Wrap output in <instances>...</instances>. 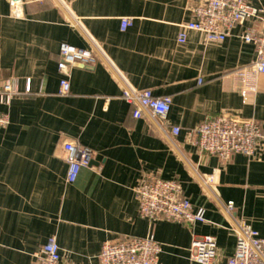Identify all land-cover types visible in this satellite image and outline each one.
Instances as JSON below:
<instances>
[{"label": "crops", "instance_id": "crops-1", "mask_svg": "<svg viewBox=\"0 0 264 264\" xmlns=\"http://www.w3.org/2000/svg\"><path fill=\"white\" fill-rule=\"evenodd\" d=\"M21 2L14 14L0 0V84L15 80L23 91L30 83V93L0 105L9 118L0 127V264H35L50 237L63 262L88 263L106 241L146 236L160 243L161 264H187L192 241L204 237L216 242V263L226 264L238 221L264 237V141L254 157L223 159L202 152L191 134L221 114L253 118L264 132V75L249 73L255 49L241 38L258 23L245 21L222 42L189 31L180 44L192 0ZM251 4L264 7V0ZM122 18L131 19L125 30ZM61 43L98 57L70 71L67 95L58 94ZM127 88L171 98L165 127L146 112L132 116ZM68 140L94 152L72 183L62 149ZM145 174L181 183L206 222L140 217L134 189ZM205 175L214 179L209 189Z\"/></svg>", "mask_w": 264, "mask_h": 264}, {"label": "built area", "instance_id": "built-area-1", "mask_svg": "<svg viewBox=\"0 0 264 264\" xmlns=\"http://www.w3.org/2000/svg\"><path fill=\"white\" fill-rule=\"evenodd\" d=\"M192 18L182 24L177 42L184 44L189 31L203 35L205 42H222L231 36L234 28L245 21L258 23L259 28H246L241 38L245 43L254 45V59L249 73L264 75V7L253 6L251 0H192ZM21 0H9L14 14L21 7ZM131 25V19H121V29ZM57 70L60 73L59 95H67L70 91V71L77 65L92 67L98 61L96 53L91 49L75 47L61 43L58 49ZM201 83V79L198 80ZM30 93V83L20 91L15 80H7L0 84V105L8 106L14 97ZM123 99L133 107L132 116L142 117L148 113L160 128L165 127L170 110L169 96L157 97L150 90L124 89ZM9 123L8 114L0 112V127ZM173 134L179 132L172 127ZM195 135L196 145L207 154L227 159L231 155L241 153L254 157L260 144L264 141L261 125L253 118L239 119L230 115H218L204 120L191 131ZM63 155L68 163L66 181H75L80 169L90 165L94 152L89 147L75 140L64 141ZM206 188L214 182L212 175L202 178ZM140 217L150 221L166 220L192 226L197 222H206L205 209L193 208L192 203L183 195L181 183L174 179H163L154 174H145L137 182L134 189ZM233 203L227 202L226 211H231ZM235 250L226 264H264V237L252 229L244 220L235 224ZM160 243L152 236L130 237L119 241H106L94 262H63L60 248L54 237L41 247L35 257V264H161ZM217 246L212 237H204L192 241L189 248L187 264H217Z\"/></svg>", "mask_w": 264, "mask_h": 264}]
</instances>
